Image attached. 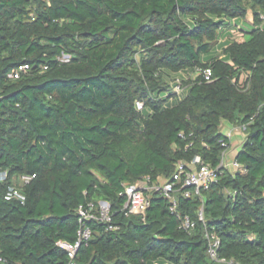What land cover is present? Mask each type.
I'll list each match as a JSON object with an SVG mask.
<instances>
[{
	"label": "trees",
	"instance_id": "1",
	"mask_svg": "<svg viewBox=\"0 0 264 264\" xmlns=\"http://www.w3.org/2000/svg\"><path fill=\"white\" fill-rule=\"evenodd\" d=\"M261 15L264 0H0V264H67L56 242L74 243L77 209L100 201L111 219L88 223L76 264H222L205 231L219 258L264 264ZM224 122L243 128L235 172L219 166ZM196 157L218 167L200 195L177 192L173 213L153 194L144 216L124 214L125 185Z\"/></svg>",
	"mask_w": 264,
	"mask_h": 264
},
{
	"label": "built area",
	"instance_id": "2",
	"mask_svg": "<svg viewBox=\"0 0 264 264\" xmlns=\"http://www.w3.org/2000/svg\"><path fill=\"white\" fill-rule=\"evenodd\" d=\"M260 18L264 22V16L261 15ZM261 28L264 29V24L261 26ZM28 69L29 68L27 65L19 66L17 69L12 71L10 77L17 79L20 77L22 72H26ZM202 73L204 74L205 79L209 80L211 75L210 70H204ZM184 90L185 89L182 87V80L177 79L174 82L170 93L172 95L181 97ZM135 107L137 111H142L143 103L136 101ZM238 129L241 132L243 130V128ZM227 136L229 138L231 137L230 134ZM229 149L222 153L219 166L229 168L233 172L241 170L242 167L238 165L235 160L229 161ZM217 176L218 167L212 168L203 164L199 157L194 158V160L189 164L179 162L176 164L175 171L170 178H158L157 180H151L149 177H144L133 184L125 185L123 191L120 194L125 197V203L122 207V210L125 215L144 216L150 206L151 196L153 194H158L168 200L170 211L176 213L178 207L176 198L177 192L182 191L186 198H189L192 194L200 195L202 189H207L210 184L217 180ZM5 178L6 174H0V180H4ZM33 178H35V175H23L20 179L24 184H27ZM6 198L16 199L21 202L24 200V197L20 191L15 187H9ZM103 202L104 201H100L97 204L88 202L86 205H82L77 209L78 230L77 238L74 243L64 240H58L56 242V245L59 248L64 249L67 252V264H76L75 257L79 247L89 241L91 230L88 223L92 220L104 222L110 221L111 218L109 214V205L108 203L103 204ZM198 217L200 221H204L203 206L200 207ZM194 227V221H192L188 216H185L183 219H181L179 228L182 230L190 232L194 229ZM204 236L207 240V254L210 260L222 264H243L233 259L226 260L219 258V237L216 234L208 231H205Z\"/></svg>",
	"mask_w": 264,
	"mask_h": 264
},
{
	"label": "crops",
	"instance_id": "3",
	"mask_svg": "<svg viewBox=\"0 0 264 264\" xmlns=\"http://www.w3.org/2000/svg\"><path fill=\"white\" fill-rule=\"evenodd\" d=\"M225 123V122H224ZM227 123H225L221 129V132L223 130V128L226 130L227 127H229V131L227 133V135L230 134V140H231V146H230V149H229V161H234L235 160V156L240 148V145H241V142L243 141L244 139V134L237 128V127H234V126H228V124L226 125ZM224 134V132H222ZM234 138H239L240 142L238 143V141L236 142L234 140Z\"/></svg>",
	"mask_w": 264,
	"mask_h": 264
},
{
	"label": "rangeland",
	"instance_id": "4",
	"mask_svg": "<svg viewBox=\"0 0 264 264\" xmlns=\"http://www.w3.org/2000/svg\"><path fill=\"white\" fill-rule=\"evenodd\" d=\"M236 23L239 24V25L241 26V29H242L244 32L250 31V30H252V29L254 28L253 24L251 23V15H250V14L248 15V17H247L246 20H243V21H237ZM230 32H232V34H236V32H238V31L235 30L233 27H231V28H230ZM233 32H235V33H233ZM64 59H66V58H64ZM224 124H225V123H224ZM224 124H223V126H225ZM226 125H227V124H226ZM223 126H222V127H223ZM228 126H229V124H228ZM222 127H221V128H222ZM228 131H229V127H227L226 130H225L224 128H223V130H222V132H224V135H227ZM234 140H235L236 142L238 141V143L240 142L239 138H234Z\"/></svg>",
	"mask_w": 264,
	"mask_h": 264
},
{
	"label": "water",
	"instance_id": "5",
	"mask_svg": "<svg viewBox=\"0 0 264 264\" xmlns=\"http://www.w3.org/2000/svg\"><path fill=\"white\" fill-rule=\"evenodd\" d=\"M103 204H106V202H103Z\"/></svg>",
	"mask_w": 264,
	"mask_h": 264
}]
</instances>
